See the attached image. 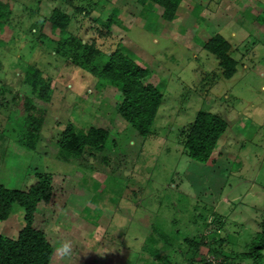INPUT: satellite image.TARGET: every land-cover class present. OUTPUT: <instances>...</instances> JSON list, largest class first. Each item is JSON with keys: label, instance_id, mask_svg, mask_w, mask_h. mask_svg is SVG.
Returning <instances> with one entry per match:
<instances>
[{"label": "rangeland", "instance_id": "374dc122", "mask_svg": "<svg viewBox=\"0 0 264 264\" xmlns=\"http://www.w3.org/2000/svg\"><path fill=\"white\" fill-rule=\"evenodd\" d=\"M3 1L0 183L24 189L36 171L52 174L51 199L35 215L54 246L49 264H142L155 221L201 240L194 249L180 237L167 264H264V245L257 258L251 246L264 215V0H182L172 19L139 0ZM55 7L70 16L64 30L49 19ZM215 34L237 60L230 78L205 47ZM116 49L148 68L144 81L164 94L148 136L119 114L120 92L98 86ZM33 69L49 77L51 94L34 150L21 144L26 126L13 114ZM201 109L228 122L207 163L182 143ZM71 123L108 128L104 149L63 158L58 140ZM14 208L0 235L23 227L24 209Z\"/></svg>", "mask_w": 264, "mask_h": 264}, {"label": "trees", "instance_id": "16d2710c", "mask_svg": "<svg viewBox=\"0 0 264 264\" xmlns=\"http://www.w3.org/2000/svg\"><path fill=\"white\" fill-rule=\"evenodd\" d=\"M143 7L153 3L155 13L165 19H172L182 0H139ZM10 8L7 2L0 0V23L7 20ZM53 28L64 30L70 16L62 9L55 7L49 17ZM205 47L220 59L224 75L232 77L237 71V60L230 54V42L221 34L212 36ZM148 68L136 62L120 49L110 54L104 67L98 86L113 88L120 92L122 100L118 107L119 114L142 136L153 131L154 122L164 94L154 82H145ZM51 99L49 77L42 76L38 69L26 72L20 91L13 104L14 115L24 122L26 135L21 144L28 149H36L46 110ZM228 127L227 120L207 110H199L193 121L183 129L182 143L188 155L199 162L207 163L212 159L219 139ZM110 130L91 125L88 128L78 127L71 123L62 131L58 140L59 154L68 159L81 156L86 149L103 150ZM35 181L26 188H11L0 183V220H5L15 210V204L24 209V225L16 237L0 235V264H49L54 246L47 238L46 232L35 225L36 209L40 202H49L53 192L52 174L47 171H36ZM203 215V214H202ZM205 216V215H203ZM180 237L183 243L197 249L201 240L188 236L179 228L167 230L164 225L155 221L152 231L147 236L142 264H167L168 254H175ZM264 245V215L261 230L251 242L254 248L252 255L260 257V248ZM173 260V259H172ZM241 264V262H230ZM169 264H177L172 262ZM208 264V263H205Z\"/></svg>", "mask_w": 264, "mask_h": 264}, {"label": "built area", "instance_id": "2783aa9c", "mask_svg": "<svg viewBox=\"0 0 264 264\" xmlns=\"http://www.w3.org/2000/svg\"><path fill=\"white\" fill-rule=\"evenodd\" d=\"M210 264H236V263H230V262H226L224 260L219 259V260H211Z\"/></svg>", "mask_w": 264, "mask_h": 264}, {"label": "clouds", "instance_id": "9594fccd", "mask_svg": "<svg viewBox=\"0 0 264 264\" xmlns=\"http://www.w3.org/2000/svg\"><path fill=\"white\" fill-rule=\"evenodd\" d=\"M65 247H67V246H65Z\"/></svg>", "mask_w": 264, "mask_h": 264}]
</instances>
